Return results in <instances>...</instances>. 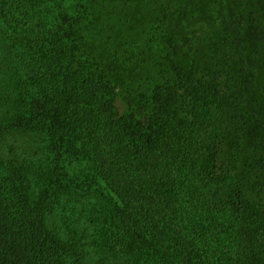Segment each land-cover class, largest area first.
Masks as SVG:
<instances>
[{"label": "trees", "instance_id": "1", "mask_svg": "<svg viewBox=\"0 0 264 264\" xmlns=\"http://www.w3.org/2000/svg\"><path fill=\"white\" fill-rule=\"evenodd\" d=\"M152 1L160 16L146 43L164 52L153 67L163 81L137 122L112 68L73 38L115 0H85L77 19L65 0H0L31 80L0 131L45 144L37 169L0 159V264H264V210L246 196L242 164L227 160L241 146L226 124L264 67V55L256 74L245 58L264 49V0H188L176 28L170 8Z\"/></svg>", "mask_w": 264, "mask_h": 264}, {"label": "rangeland", "instance_id": "2", "mask_svg": "<svg viewBox=\"0 0 264 264\" xmlns=\"http://www.w3.org/2000/svg\"><path fill=\"white\" fill-rule=\"evenodd\" d=\"M77 1L65 0L63 5L69 7L66 11L68 17L77 19L84 10L80 9V5H84L85 0L78 1L79 5H76ZM115 3L122 4L117 7ZM161 3L171 10L172 28L185 25V20L176 14L184 12L183 4L189 5L188 0H161ZM110 4H106L107 8L104 10L100 7L102 13L90 18L87 28L75 26L73 38L83 53L94 58H104L99 65L112 68L115 77L112 84H115V91L124 104V114L137 122H143L148 116V105L154 88L163 81V76L155 69L153 73V67L163 62L161 59L158 61V57L163 58L164 52L158 50V47L150 49L146 43L147 30L160 16V10H154L155 2L152 0H115ZM110 6L112 7L108 10ZM122 6L129 8L125 9L129 10L126 11L128 13H124ZM147 6L152 12L145 11ZM2 20L6 21L4 18ZM2 20L0 19V130L19 111L20 102L29 94L27 87L19 84L26 81V85L30 87L31 83L24 67L29 58L24 51V42L16 40V36L10 31L5 32ZM205 22L204 19H195L191 23L198 30L199 26L205 29ZM181 39L182 36L179 35V39H175V45ZM166 49L173 52L172 49ZM263 55L264 49L254 51L253 46L246 52L245 58L256 59L253 68L255 74L256 61ZM165 61L166 59L164 63ZM181 64H187L184 58ZM244 71L249 78L246 79L252 82L248 70ZM257 71L256 82H252L245 94H238L241 99H234L232 109L226 116L227 127L241 146L240 150L227 153V160L237 165L242 164L241 179L246 196L264 210V67L260 65ZM44 145L43 137L38 133L16 129L0 131V159L6 162L37 169L44 162Z\"/></svg>", "mask_w": 264, "mask_h": 264}]
</instances>
